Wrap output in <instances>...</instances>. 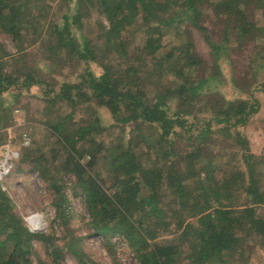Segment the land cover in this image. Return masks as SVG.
Masks as SVG:
<instances>
[{
	"label": "trees",
	"instance_id": "1",
	"mask_svg": "<svg viewBox=\"0 0 264 264\" xmlns=\"http://www.w3.org/2000/svg\"><path fill=\"white\" fill-rule=\"evenodd\" d=\"M263 13L264 0H0V36L15 49L0 41V146L13 106L37 98L52 142L23 127L21 163L55 213L48 231L32 232L0 186V264H104L84 248L91 237L111 264L115 238L137 264L249 263L264 248V154L242 130L260 102L227 99L219 86L224 61L235 88L249 69L240 65L256 63L245 45L264 49ZM208 20L222 23L219 39ZM78 196L86 235L72 227Z\"/></svg>",
	"mask_w": 264,
	"mask_h": 264
},
{
	"label": "rangeland",
	"instance_id": "2",
	"mask_svg": "<svg viewBox=\"0 0 264 264\" xmlns=\"http://www.w3.org/2000/svg\"><path fill=\"white\" fill-rule=\"evenodd\" d=\"M206 23L207 27L209 28V32H211L214 37L219 39L220 36L217 35V31L218 28L220 30L223 28L222 23L220 22V24H217L209 20ZM169 37L170 40L174 39V35ZM194 39L196 40L200 51L205 55V51L207 48L205 47L204 40L201 38V35L194 33ZM0 41L6 43L9 51H11L12 53L15 52V49L9 39L0 36ZM252 44H250L249 46L245 45V55L249 52L252 56V59L255 60L256 63H254L252 67L248 66L245 62L243 63L242 67L240 65V69L238 68V73L239 71H246V66L249 69L246 71V74L244 73L241 77H238L237 87L235 88V85L231 81V68L228 65L229 63L224 61V82H221V86H219V89L222 95L227 99H249L250 93H254L256 98L259 100L260 108L258 113L253 117L250 123L245 128H243L242 131L249 143L251 152H253L255 155L260 156L264 154V61L262 60V57H264V49L256 50V52L249 51L250 47H252ZM245 48H243V52L245 51ZM208 56L209 53L207 54V57ZM210 65L211 61L208 66L210 67ZM84 68L85 66L83 65L76 70L81 73ZM90 68L94 70L96 67L91 64ZM73 71L74 70L72 69L65 70L63 78L64 76L71 75L69 77L76 80L77 76L76 74L72 75ZM56 78L57 79H55V82H57V84H60V79L62 77L60 78V76L57 75ZM238 87H241L243 89H239ZM32 93L38 94L39 92L37 89H33V92H30L31 96ZM39 109L40 103L38 99L29 96H25L21 103L14 105L12 108V119L11 121H9L6 128L12 127L14 129V144L20 149V158L16 162L14 171L11 175L9 194L17 211L20 215L23 216L25 221L32 215H38L44 223V229L42 231H48L55 216L54 209L51 206L52 197L47 189V185L43 182V180L39 178L38 174L32 170L30 164L21 163V151L23 146L20 133L23 127L27 125L28 133L31 134L32 139H40L43 140V143L47 142V144H50L52 142V139L46 132L44 125L41 122L37 121L38 119H40V115L38 114ZM100 113L106 122L110 120V116L106 110L102 109ZM129 129L130 128L127 127L128 135H130ZM48 148L49 146H46V148L44 149L48 150ZM230 151L236 153L237 151H240V147L235 146L234 149H230ZM238 160L240 161V157H238ZM240 166L242 168L244 167L242 164H240ZM72 209L75 215L72 227L75 229L76 234H88L89 231L85 226L84 219H88L89 213L82 196L72 197ZM114 242L117 244V257L120 264H137L132 252L130 251L128 245L124 240L115 238ZM37 248L39 250L41 249L40 246H38ZM84 248L93 260L104 264H111V258L109 257L107 250L105 249L102 239L93 237L86 238L84 240ZM256 251L257 252L253 255L252 260L247 264H264V248H258L256 249ZM67 264H77V262L73 257L67 256Z\"/></svg>",
	"mask_w": 264,
	"mask_h": 264
},
{
	"label": "built area",
	"instance_id": "3",
	"mask_svg": "<svg viewBox=\"0 0 264 264\" xmlns=\"http://www.w3.org/2000/svg\"><path fill=\"white\" fill-rule=\"evenodd\" d=\"M5 131L8 134L7 141L0 146V186L1 188L10 193L9 184L11 180V175L14 171L16 162L20 158V149L14 144V129L7 128ZM22 146L28 147L31 145V138L28 134L24 133L21 138ZM37 217L42 224V227L32 228V223H28V218ZM26 219L29 229L32 232H39L44 229V223L38 215H32Z\"/></svg>",
	"mask_w": 264,
	"mask_h": 264
},
{
	"label": "bare ground",
	"instance_id": "4",
	"mask_svg": "<svg viewBox=\"0 0 264 264\" xmlns=\"http://www.w3.org/2000/svg\"><path fill=\"white\" fill-rule=\"evenodd\" d=\"M28 223H32V228L42 227L41 221L37 217L28 218Z\"/></svg>",
	"mask_w": 264,
	"mask_h": 264
},
{
	"label": "crops",
	"instance_id": "5",
	"mask_svg": "<svg viewBox=\"0 0 264 264\" xmlns=\"http://www.w3.org/2000/svg\"><path fill=\"white\" fill-rule=\"evenodd\" d=\"M7 129V128H6Z\"/></svg>",
	"mask_w": 264,
	"mask_h": 264
}]
</instances>
